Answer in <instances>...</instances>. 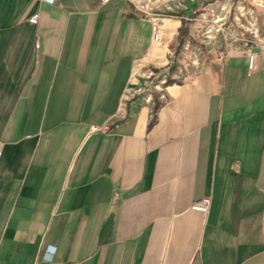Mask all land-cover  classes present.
Wrapping results in <instances>:
<instances>
[{
	"label": "crops",
	"instance_id": "0c3cea01",
	"mask_svg": "<svg viewBox=\"0 0 264 264\" xmlns=\"http://www.w3.org/2000/svg\"><path fill=\"white\" fill-rule=\"evenodd\" d=\"M168 3L0 0V264H264V39Z\"/></svg>",
	"mask_w": 264,
	"mask_h": 264
},
{
	"label": "built area",
	"instance_id": "2783aa9c",
	"mask_svg": "<svg viewBox=\"0 0 264 264\" xmlns=\"http://www.w3.org/2000/svg\"><path fill=\"white\" fill-rule=\"evenodd\" d=\"M131 1L135 5H138L139 7H141V9L146 13V15L148 16L151 22V40L154 42L158 41L160 39V31L162 29L164 17L166 16L167 12L173 11V6L169 5L168 3L169 0H165L164 2H161L159 0H131ZM243 2L244 0H224L223 3L217 8L210 9L209 17H207L206 19L207 24L200 32V37L202 38V40L206 42H210L216 38V33H218L219 31H223V25L225 23L224 19L226 16L225 14L226 12H229L231 6L234 7V11L238 13V16H243L245 14H248V16L250 17V11L249 9L247 10L245 9ZM177 5H179L178 2H177ZM199 16L201 18L206 17L204 13H199ZM34 17H36V14L32 16V18ZM236 19H238V17H236ZM249 32H251L252 39L239 37V38L232 40V42L237 43L238 41H241L242 44L245 47H247L249 50L254 45L256 46L258 43L263 42L264 37L258 33V30L256 27H253V30H249ZM182 48L184 50L189 49L188 42H185L182 45ZM254 58H255V53L252 51H249L248 57H247V67L249 70H251L253 67ZM190 64L196 65L194 58L191 59L188 65ZM147 75L152 76L153 72L151 70H148ZM174 76L180 80H185L187 78V72H185L184 70L182 71L178 69V71L176 72ZM159 81L162 83L165 82V80L161 78ZM105 128L106 126H102V127L92 126L93 130L105 129ZM208 204H209L208 197H202L201 199L194 201L191 204V208L201 213H206L208 209ZM52 250L48 252V254H46V257H48V259L51 258L52 256Z\"/></svg>",
	"mask_w": 264,
	"mask_h": 264
},
{
	"label": "rangeland",
	"instance_id": "374dc122",
	"mask_svg": "<svg viewBox=\"0 0 264 264\" xmlns=\"http://www.w3.org/2000/svg\"><path fill=\"white\" fill-rule=\"evenodd\" d=\"M161 2H164L165 0H159ZM176 1V0H174ZM224 0H220V3L218 6H220L223 3ZM245 3V2H244ZM245 5V4H244ZM217 6V7H218ZM249 8V7H248ZM245 6V9H248ZM264 8V6H263ZM234 7L231 6L229 12H226V16L224 19V25H223V31H219V34L224 35L227 39L229 40H234L236 38H248L251 39L252 35L251 32H249V30H253V27H256L258 30V33L261 35V32L258 28V24H257V17L255 15L254 11H250V17L248 16V14H245L243 16H238V13L235 11L236 16L238 17V19H236L235 15H234ZM210 13V11H209ZM209 17V15H208ZM235 17V19H234Z\"/></svg>",
	"mask_w": 264,
	"mask_h": 264
}]
</instances>
